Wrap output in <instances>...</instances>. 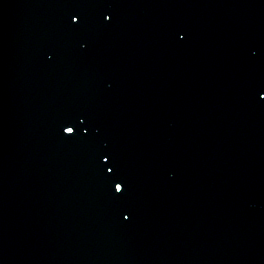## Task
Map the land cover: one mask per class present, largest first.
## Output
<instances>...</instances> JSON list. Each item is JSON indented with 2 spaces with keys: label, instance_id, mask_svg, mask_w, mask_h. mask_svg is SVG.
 I'll list each match as a JSON object with an SVG mask.
<instances>
[{
  "label": "water",
  "instance_id": "1",
  "mask_svg": "<svg viewBox=\"0 0 264 264\" xmlns=\"http://www.w3.org/2000/svg\"><path fill=\"white\" fill-rule=\"evenodd\" d=\"M0 264H264V0H0Z\"/></svg>",
  "mask_w": 264,
  "mask_h": 264
},
{
  "label": "snow or ice",
  "instance_id": "2",
  "mask_svg": "<svg viewBox=\"0 0 264 264\" xmlns=\"http://www.w3.org/2000/svg\"><path fill=\"white\" fill-rule=\"evenodd\" d=\"M118 185H119V183H117L116 186H115L117 192H119V191H118Z\"/></svg>",
  "mask_w": 264,
  "mask_h": 264
}]
</instances>
